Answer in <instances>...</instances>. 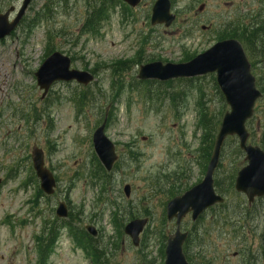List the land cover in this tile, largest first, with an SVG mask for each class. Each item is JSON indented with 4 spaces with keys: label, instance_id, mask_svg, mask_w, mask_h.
I'll return each instance as SVG.
<instances>
[{
    "label": "rangeland",
    "instance_id": "1",
    "mask_svg": "<svg viewBox=\"0 0 264 264\" xmlns=\"http://www.w3.org/2000/svg\"><path fill=\"white\" fill-rule=\"evenodd\" d=\"M47 1L34 0L27 11L25 24L31 22L30 29L23 25L0 43V264H95L92 253L80 241L74 243L66 230L58 233L59 243L41 260L36 237L61 200L69 203L73 215L80 212L78 227L97 228L104 264H164V237L175 229L166 219L165 205L171 195L201 182L207 166L201 147L204 130L198 127L202 92L212 117L220 119L229 108L211 75L178 80L184 82L172 87L145 81L157 82L149 84L147 92L137 79L140 66L182 63L203 53L217 42L216 26L239 11L254 13L264 6L263 0H170L177 19L169 28L151 25L156 0H142L136 8L122 0H105L112 8L96 37L83 33L86 9L88 2L102 0H54L49 21L38 14ZM20 3L0 0V13ZM48 31L53 36L50 42ZM54 51L69 56L73 68L95 74L96 81L87 87L57 83L43 98L35 73ZM115 70L120 71L114 75ZM263 75L264 64L257 66L255 76ZM260 84L264 88V78ZM181 90L182 98L173 102L171 94ZM107 109L106 135L116 145L122 167L106 185L85 174L95 156L93 133ZM248 129L253 142L261 143L264 97L257 102ZM236 142L235 137L228 140L223 149L219 176L226 182L230 170L244 163V154L240 159L231 154ZM34 145L44 150L46 166L58 181L50 199L37 191ZM126 184L132 188L129 198L123 190ZM223 196L226 207H217L202 219L196 228L201 242L192 243L197 238L192 232L187 255L194 260L206 257L211 264H264V198L249 206L234 188ZM113 209L122 211L121 230L113 223ZM130 213L136 218L149 214L139 247L124 234ZM193 224L189 217L182 229L190 230ZM203 241V250H196Z\"/></svg>",
    "mask_w": 264,
    "mask_h": 264
},
{
    "label": "water",
    "instance_id": "2",
    "mask_svg": "<svg viewBox=\"0 0 264 264\" xmlns=\"http://www.w3.org/2000/svg\"><path fill=\"white\" fill-rule=\"evenodd\" d=\"M124 1L131 7H136L141 2V0ZM31 2L32 0L23 1L13 22L9 21V17L16 9L14 6L6 13L0 14V40L17 28ZM174 20L170 0H157L152 10V25L165 24L169 27ZM71 64V59L60 52L51 54L44 61L36 73L38 86L44 90V95L55 82L76 81L82 85H89L94 81V76L89 72L71 70ZM209 73L216 74L218 85L230 111L226 113L222 121L204 180L183 196L173 199L167 206V217L169 220L176 218L177 228L168 239L165 264H188L183 253V244L188 233L181 232V222L184 216L192 212V219L195 221L206 209L224 201L214 189L213 177L219 163L221 148L227 137L233 135L239 137L240 148L246 153L248 162L247 166L238 173L236 190L245 193L250 202L255 197L264 196V150L258 146L247 145L249 134L246 129V122L253 116L255 103L262 93L256 87L251 65L239 41L235 39L220 41L185 64L163 65L161 62L147 64L141 67L138 78L168 81ZM105 126L106 120L95 131L93 143L100 161L108 171H111L117 156L113 143L105 136ZM32 160L36 175L40 180L41 190L47 195L53 194L56 181L53 174L45 167L44 153L37 146L33 147ZM125 193L127 196L130 195V186L125 187ZM57 215L62 218L67 217L68 210L65 203L60 204ZM146 223L147 220H134L125 228V233L133 239L135 246L139 244V235ZM88 230L96 235L94 228L88 227Z\"/></svg>",
    "mask_w": 264,
    "mask_h": 264
},
{
    "label": "trees",
    "instance_id": "3",
    "mask_svg": "<svg viewBox=\"0 0 264 264\" xmlns=\"http://www.w3.org/2000/svg\"><path fill=\"white\" fill-rule=\"evenodd\" d=\"M53 1L54 0H48L44 4L43 8L41 9V12L38 13L41 19L43 18L46 21L52 19V15L55 9V7L53 6ZM57 1L66 2L67 0H57ZM111 8L112 6L107 5L105 0H102L100 4L98 3L91 4L90 2H88L87 12H86L87 17H86L85 28L83 30V33L84 34L89 33L92 36H97L100 31L99 29L101 27L102 22L107 19ZM260 15H261L260 13H254V15L250 18V21L246 22L244 18L241 16V13H237L231 20L227 21L226 23L222 24L219 27H216V31H215L216 37L218 38V40L235 38L248 47L256 46L258 48V44L260 47H262L260 41L261 40L263 41V36H264V20L261 18ZM36 20L37 19H34L33 22L35 23ZM31 27H32L31 22L26 24V28L30 29ZM47 37L49 42L53 40V36L49 31ZM122 66H124V64L120 65V67ZM116 71L119 72L120 70H115L114 75H116ZM148 83L150 84L152 82H148ZM260 88L264 93V88L262 87ZM148 90L149 89H147V92ZM179 97L180 96H178L177 94L176 95L171 94V100L173 102L176 101V98L179 99ZM221 98L223 100L222 96ZM78 101L80 106L84 105L83 97H81V99ZM200 116L201 117L199 120V126L204 130L203 136L201 138L202 141L201 147L202 150L205 152L204 161L207 163L208 159L212 154L217 131L220 126L221 118L223 115H221L220 119H216L215 117H212L211 114L208 112V110L205 108L204 103L202 102L200 106ZM261 143L264 145V132L262 135ZM224 149H226V147H224ZM231 154L234 157V159H237L240 156H242V151L239 149L237 144H235L231 148ZM119 167L120 165L119 163H117L115 165V169H119ZM238 168L239 165L237 166L235 165L234 168H232V172H230L231 174L229 175L227 182L226 180L223 181L220 178V176H218L219 180L222 182V186H221L218 180L216 181V188L219 190V192L221 191L223 193L224 192L229 193L232 190ZM88 174H90V179H92L95 176L96 179H98L100 182H103L106 185L110 184L111 174H108L103 169V167L95 157L93 159V166L90 168ZM38 193L39 195L43 196V194L40 192L39 189H38ZM113 216H114V222L115 224H117L119 218L116 211H114ZM53 228L54 227L50 228V230H53ZM70 228L72 232L69 233L75 238H77V241L79 242L84 236L83 233L84 231L81 230L82 232H80L79 229H76L73 226H70ZM73 229L76 232H73L74 231ZM57 233L58 232H43L42 236L39 237L38 244L40 247L41 260H44V257L46 258L48 253L52 250V246L53 244H55V241L57 239ZM48 240L49 243H47ZM85 248L92 253V255L95 257L97 264L102 263L101 257L103 256V254H102V250L98 246H96L92 241H89V244L85 246Z\"/></svg>",
    "mask_w": 264,
    "mask_h": 264
},
{
    "label": "flooded vegetation",
    "instance_id": "4",
    "mask_svg": "<svg viewBox=\"0 0 264 264\" xmlns=\"http://www.w3.org/2000/svg\"><path fill=\"white\" fill-rule=\"evenodd\" d=\"M197 233V232H196ZM198 235V233L196 234V236ZM235 256H236V254H235ZM198 258H200V257H198Z\"/></svg>",
    "mask_w": 264,
    "mask_h": 264
}]
</instances>
